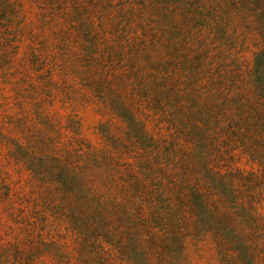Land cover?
<instances>
[{
  "label": "rangeland",
  "instance_id": "obj_1",
  "mask_svg": "<svg viewBox=\"0 0 264 264\" xmlns=\"http://www.w3.org/2000/svg\"><path fill=\"white\" fill-rule=\"evenodd\" d=\"M51 1L0 0V255L12 264H98L105 256L109 264H133L134 259L147 264L141 222H128L130 214L115 205L108 210L114 216L108 222L97 218L84 223L58 194L62 190L59 166L45 157L58 163L67 159L78 171L97 157L103 166L104 160L109 161L112 180L103 190L110 193L120 188L125 191L130 168L148 180L156 194L164 173L158 168L164 163L174 166L175 176L180 169L185 171L178 159L170 161L165 154L175 133L165 123L166 111L172 110L164 111L155 103L149 108L135 97L134 85L125 86L126 98L142 107L139 119L147 122L150 132L145 136L109 107L108 89L114 76L123 72L128 81L136 79L132 70L141 56L142 40L145 35L150 37L144 30L149 9L140 0H60L64 4L59 9L67 8L72 18L65 17L73 21H61L57 28L55 19L62 17L55 16L57 7ZM85 8L97 16L94 30L81 23ZM254 51L249 42H238L230 56H220L234 71L243 61L252 62ZM240 68L246 70L245 63ZM105 76L111 84H105L103 95L95 89ZM216 138L224 154L217 155L215 173L221 167L229 179L237 176V170H257L251 161L253 144ZM201 144L199 139L196 147ZM194 165L201 181L217 180L200 157ZM96 176L103 178L104 174ZM211 197L212 206H218L219 198ZM258 201L259 219L248 217L240 222L251 229L252 245L247 246L261 251L264 237L253 230L264 232V201ZM234 207L241 210L239 202ZM156 232L164 241V253L158 250L149 264H264V253L249 252L237 259L240 253L225 252L211 234L188 237L182 249L172 239L173 229L157 228Z\"/></svg>",
  "mask_w": 264,
  "mask_h": 264
},
{
  "label": "trees",
  "instance_id": "obj_2",
  "mask_svg": "<svg viewBox=\"0 0 264 264\" xmlns=\"http://www.w3.org/2000/svg\"><path fill=\"white\" fill-rule=\"evenodd\" d=\"M140 1L149 9V24L144 30L149 32L151 41L147 35L143 37L141 56L132 70L136 79L128 81L127 77H122L123 72H118L112 84L106 76L100 79L95 91L106 95L105 84H111L109 107L130 125L139 127L145 136H150V132L147 122L139 119L142 107L126 98L125 86L134 85L135 97L149 108L155 103L164 111L172 110L166 111L165 123L172 125L175 133L165 154L170 161L178 159L185 165V171L182 168L175 176L174 166L159 165L158 169L165 174L161 171L162 189L156 194L151 183L130 168L125 191L120 188L110 193L108 189L103 190L112 180L107 168L109 161L104 160V167L97 157L88 162L89 169L87 166L84 171H78L67 159L58 163L46 156L47 161L59 166L57 173L62 178L59 181L62 190L58 194L64 196L72 213L79 214L84 223H93L97 218L108 222L114 218L108 210L121 205L130 214L128 222H141L144 229L141 246L147 264L158 250L164 253V241L160 240L157 228L173 229L172 239H176L182 249L188 237L211 234L225 252L240 253L237 259L249 252L264 253V249L257 251L247 246L252 245L251 229L240 222L248 217L251 221L259 219L258 199L264 201V0ZM51 2L57 7L53 9L55 16L62 17L55 19L57 28L61 27V21H73L67 8L59 9L58 6L64 4L62 1ZM84 10L81 23L85 22L84 26L94 30L97 16L93 9ZM238 42L243 45L249 42L255 49L254 58L252 62L243 61L246 70H240L242 63L231 71L220 55L230 56ZM216 64L221 65L215 67ZM214 134L220 136L222 142L235 140L253 144L251 161L257 170H237V176L229 179L220 171L221 167L215 173L214 162L217 155L223 153V147ZM199 139L200 148L196 147ZM190 145L192 147H188ZM197 157L206 165V171L217 177L216 181L197 178L194 170ZM100 174H104L103 178L96 176ZM209 194L219 198L218 206H212ZM232 194L235 195L233 200L230 199ZM235 202H239L240 211L234 207ZM247 203L249 208H246ZM116 218L126 220L124 216ZM180 227L182 229L174 230ZM253 230L264 237L261 230ZM157 244L162 245L155 248ZM5 258L4 254L0 255V264H12ZM98 264H109L106 256ZM133 264H137V259Z\"/></svg>",
  "mask_w": 264,
  "mask_h": 264
}]
</instances>
